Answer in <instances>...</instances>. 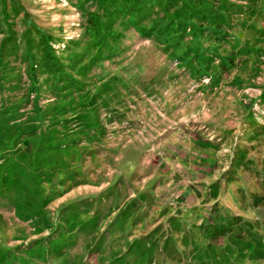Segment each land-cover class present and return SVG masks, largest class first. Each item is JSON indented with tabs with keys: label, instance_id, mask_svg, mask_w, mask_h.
Instances as JSON below:
<instances>
[{
	"label": "rangeland",
	"instance_id": "1",
	"mask_svg": "<svg viewBox=\"0 0 264 264\" xmlns=\"http://www.w3.org/2000/svg\"><path fill=\"white\" fill-rule=\"evenodd\" d=\"M0 264H264V0H0Z\"/></svg>",
	"mask_w": 264,
	"mask_h": 264
},
{
	"label": "trees",
	"instance_id": "2",
	"mask_svg": "<svg viewBox=\"0 0 264 264\" xmlns=\"http://www.w3.org/2000/svg\"><path fill=\"white\" fill-rule=\"evenodd\" d=\"M227 223H223L221 225H215L211 231H202V236L206 239H211L214 237H222L224 233L228 232Z\"/></svg>",
	"mask_w": 264,
	"mask_h": 264
}]
</instances>
